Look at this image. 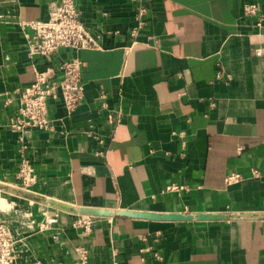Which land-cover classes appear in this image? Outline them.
<instances>
[{
  "label": "crops",
  "instance_id": "obj_1",
  "mask_svg": "<svg viewBox=\"0 0 264 264\" xmlns=\"http://www.w3.org/2000/svg\"><path fill=\"white\" fill-rule=\"evenodd\" d=\"M57 2L0 0V221L17 261L75 263L84 248L89 264H264V0H76L98 48L48 63L82 62L83 99L49 98V129H17L19 90L45 65L29 24Z\"/></svg>",
  "mask_w": 264,
  "mask_h": 264
},
{
  "label": "built area",
  "instance_id": "obj_2",
  "mask_svg": "<svg viewBox=\"0 0 264 264\" xmlns=\"http://www.w3.org/2000/svg\"><path fill=\"white\" fill-rule=\"evenodd\" d=\"M255 3L245 4L244 13L254 16L257 13ZM145 9L138 7L135 14L136 26L131 30L134 36L143 25V14ZM260 26V22H257ZM33 33L28 37V57L44 60V68L36 70L35 79L32 83L19 90L20 106L18 113L12 118V125L17 129L38 128L49 129L50 120L47 116V100L60 98L66 110H73L83 99L84 85L81 76L82 62L78 58H70L61 61L55 68L51 66V56L62 49L80 50L86 48H98V45L80 18L76 6V0H58L48 10L46 20H38L29 24ZM256 54H264V47L256 50ZM47 61V63L45 62ZM49 62V63H48ZM36 66V64H34ZM59 71L61 76L55 77ZM118 113L107 114V122L114 128L118 122ZM21 186L31 185L33 177L25 159L21 161ZM234 174L229 179H238ZM179 186H169V189L177 190ZM85 230L89 227V221L82 222ZM79 260L75 263L64 262H41L31 264H89L87 261V250L79 249ZM0 264H25L17 261L14 250V240L8 224L0 221ZM110 264H117L113 260Z\"/></svg>",
  "mask_w": 264,
  "mask_h": 264
},
{
  "label": "water",
  "instance_id": "obj_3",
  "mask_svg": "<svg viewBox=\"0 0 264 264\" xmlns=\"http://www.w3.org/2000/svg\"><path fill=\"white\" fill-rule=\"evenodd\" d=\"M78 212L82 214H90V215L116 214V215L143 217V218H151V219H190L192 218L191 215L185 216L180 213L156 214V213H151V212H133L130 210H121V211L111 212L110 210H103V209L79 208ZM217 216H218L217 214H209V213L197 215L198 218H202V219L204 218L211 219V218H216Z\"/></svg>",
  "mask_w": 264,
  "mask_h": 264
}]
</instances>
